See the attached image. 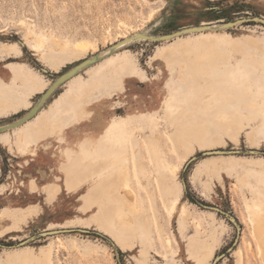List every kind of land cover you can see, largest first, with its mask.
<instances>
[{
    "label": "rangeland",
    "instance_id": "374dc122",
    "mask_svg": "<svg viewBox=\"0 0 264 264\" xmlns=\"http://www.w3.org/2000/svg\"><path fill=\"white\" fill-rule=\"evenodd\" d=\"M255 17L264 18V0H0V97L7 98L0 211L37 208L15 231L0 233V264L45 252L46 264H195L192 236L215 243L207 264H264L248 209L264 203V54L250 55L254 44L264 48V24ZM190 27L203 28L154 40ZM82 39L92 47L76 49ZM19 72L35 79L33 90ZM158 89L177 113L157 104ZM100 100L114 110L100 135L92 133L95 144L103 155L126 156L133 205L146 225L126 249L95 225L61 227L83 215L84 189L48 201L43 188L70 143L94 153L82 138L68 140L65 129L89 119ZM45 115L59 127L41 143L28 137L32 155L20 129ZM48 152L53 162L42 163ZM9 222L0 218V230Z\"/></svg>",
    "mask_w": 264,
    "mask_h": 264
},
{
    "label": "bare ground",
    "instance_id": "6f19581e",
    "mask_svg": "<svg viewBox=\"0 0 264 264\" xmlns=\"http://www.w3.org/2000/svg\"><path fill=\"white\" fill-rule=\"evenodd\" d=\"M154 14L152 13L150 18ZM42 43L43 40L40 39L36 47L41 49L40 46ZM90 43L85 39L78 40L75 43V48L84 50L91 46ZM252 48L254 53L250 55H256L257 52L264 54V48L261 44H254ZM168 50L169 48L163 49V53ZM43 54H46L48 57L55 56L53 52H43ZM195 61L197 62L196 70H199V72L206 71L202 67V64H199V60ZM17 76L23 79L27 89L33 90L35 88V79L30 78L31 76L23 75L21 72ZM93 83L91 82L92 85ZM4 91L15 93L17 89L9 87ZM201 94H204V91H201ZM155 96L157 104L162 106L165 112L170 115L177 113L178 109L172 104V100L167 93L163 94L158 89ZM248 102L250 106H254L251 101ZM6 105L7 98L4 96L0 97V106L7 108ZM216 112H218L217 116L223 120L224 114L222 108ZM29 125V128L26 126L20 129L19 141L25 142L27 152L35 155L37 148L28 141V137L35 138L38 140V143H41L48 136H51V133L59 125L55 120H49L46 115L41 116L36 122L31 121ZM227 125H231V123L229 122ZM80 142L85 149L93 151L94 153L90 155L84 150H80L74 143H70L63 151L64 158L57 161L54 167L55 170L53 171L54 176L52 180L43 186L48 192L49 198L47 197L48 199H46L48 201H54L60 196L63 190L73 193L84 189V192L80 195L81 203L78 206V210L83 215L67 219L66 222L72 225L61 227L82 226L85 228L89 225H95L97 229L109 235L116 244L126 249L134 243L138 232L146 230V225L142 221L140 214L136 211L137 207L135 208L133 205L135 198L129 185V173L126 170L127 158L121 152L113 155H103L98 152L95 137L92 133L85 135ZM157 147L158 145L156 143H152L153 149L156 150ZM45 148H48L47 145H45ZM31 183L34 186L37 185L34 179L31 180ZM163 183L167 184V177L165 175H163ZM125 196H127V199H130H128L129 202L125 199ZM130 201L133 203H130ZM177 203L178 200L172 203L171 211H174ZM36 209L29 208V210L27 209L28 211H24L22 209L7 207L4 211H0V218H6L10 221L0 230V233L4 231H15L21 224L28 221V217L33 215V210L36 213ZM248 209L249 217L253 224V234L257 240L258 251L264 259V203L257 200L251 205L248 204ZM182 211L184 214L187 212L184 205ZM165 242L168 245V250H170L172 248V240L170 237H167ZM189 245L192 252L190 257L195 264H207L215 254V243H207L204 240L198 239L196 236L190 238ZM31 255H25L20 260L21 264H29L33 259L39 264H46L50 261V252H45L43 255L35 258ZM145 257L143 254V259ZM166 264L177 263L167 262Z\"/></svg>",
    "mask_w": 264,
    "mask_h": 264
},
{
    "label": "crops",
    "instance_id": "0c3cea01",
    "mask_svg": "<svg viewBox=\"0 0 264 264\" xmlns=\"http://www.w3.org/2000/svg\"><path fill=\"white\" fill-rule=\"evenodd\" d=\"M130 81L133 82L134 79ZM134 91L138 90L134 89ZM133 95L138 98V94ZM92 109L93 113L89 119L81 121L78 126L65 129V135L68 140L75 142L79 137L83 138L86 134L90 133H93L96 136L100 135V133L103 131L102 127L104 125L102 124V119L111 116L114 109L106 100L95 102ZM52 158V155L50 152H48L44 154L43 160H41V162H53Z\"/></svg>",
    "mask_w": 264,
    "mask_h": 264
},
{
    "label": "water",
    "instance_id": "95a60500",
    "mask_svg": "<svg viewBox=\"0 0 264 264\" xmlns=\"http://www.w3.org/2000/svg\"><path fill=\"white\" fill-rule=\"evenodd\" d=\"M254 20H259L260 22H262L264 24V18H261V17H255ZM228 24H231V23H228ZM203 27H190V28H185L183 30H179V31H176V32H173V33H169V34H165V35H161V36H155L154 40H158V41H161V40H168V39H171L175 36H178V35H183L185 33H189V32H194V31H199L200 29H202ZM151 37L153 36H150L148 35V39H150ZM91 60V59H90ZM89 60V62H90ZM88 61V60H87ZM86 62V61H85ZM88 62V63H89ZM84 63V62H83ZM82 63V64H83ZM79 66L76 67V69L78 68ZM75 69V68H74ZM67 73V72H66ZM66 73H64L63 75H61L59 78H62L64 77L65 75H67ZM67 79V78H66ZM57 82V81H56ZM55 82V83H56ZM54 83V84H55ZM43 98V96L41 97V99ZM34 110V107L31 109V111H29L24 117L18 119L17 121L13 122V123H10V124H7L8 126H11V125H15L19 122H21L26 116L30 115V113Z\"/></svg>",
    "mask_w": 264,
    "mask_h": 264
}]
</instances>
